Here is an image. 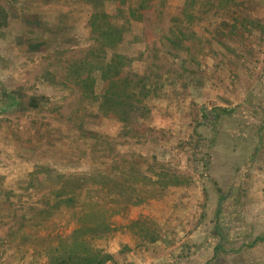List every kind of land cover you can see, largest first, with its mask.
Returning <instances> with one entry per match:
<instances>
[{
  "label": "rangeland",
  "instance_id": "1",
  "mask_svg": "<svg viewBox=\"0 0 264 264\" xmlns=\"http://www.w3.org/2000/svg\"><path fill=\"white\" fill-rule=\"evenodd\" d=\"M100 220L101 264H264V0H0V264Z\"/></svg>",
  "mask_w": 264,
  "mask_h": 264
},
{
  "label": "trees",
  "instance_id": "2",
  "mask_svg": "<svg viewBox=\"0 0 264 264\" xmlns=\"http://www.w3.org/2000/svg\"><path fill=\"white\" fill-rule=\"evenodd\" d=\"M98 15L95 13L92 14L90 19L92 25L96 21ZM98 31L100 32V39L105 45L116 43L121 39L117 27L111 25L110 22L105 28H100ZM103 97L107 98L108 94L104 93ZM213 109L216 115H219L224 111V109L218 107H214ZM164 181V184L168 183V180ZM87 216L93 217L94 214L89 213ZM104 228H106V224L103 220L92 222L86 227L76 228L69 238L62 241L60 240L62 242V251L56 250V254L51 256L53 264H101L106 261L109 258L108 255H101L98 251H93L83 238H79L85 233L94 232L96 229Z\"/></svg>",
  "mask_w": 264,
  "mask_h": 264
}]
</instances>
